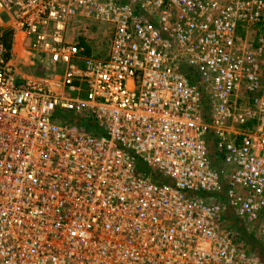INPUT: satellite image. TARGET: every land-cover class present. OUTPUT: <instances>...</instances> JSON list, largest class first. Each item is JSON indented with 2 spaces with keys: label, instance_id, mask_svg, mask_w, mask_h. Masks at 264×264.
Listing matches in <instances>:
<instances>
[{
  "label": "built area",
  "instance_id": "built-area-1",
  "mask_svg": "<svg viewBox=\"0 0 264 264\" xmlns=\"http://www.w3.org/2000/svg\"><path fill=\"white\" fill-rule=\"evenodd\" d=\"M3 30L0 264H264V0H0Z\"/></svg>",
  "mask_w": 264,
  "mask_h": 264
},
{
  "label": "rangeland",
  "instance_id": "rangeland-1",
  "mask_svg": "<svg viewBox=\"0 0 264 264\" xmlns=\"http://www.w3.org/2000/svg\"><path fill=\"white\" fill-rule=\"evenodd\" d=\"M84 37L88 41L94 42L95 51L100 52L101 49L103 48V45L101 43L107 38V31H106V28H104V27L97 29V30L86 31ZM15 51H16V53H17V51H18V53H20L18 47L15 48ZM38 63H40V64H38V65L36 64L35 66H29L26 68H21V71L24 73H29V74L46 72V71L47 72L53 71V68L51 66L41 64L40 61ZM211 146H213V144H211Z\"/></svg>",
  "mask_w": 264,
  "mask_h": 264
},
{
  "label": "trees",
  "instance_id": "trees-1",
  "mask_svg": "<svg viewBox=\"0 0 264 264\" xmlns=\"http://www.w3.org/2000/svg\"><path fill=\"white\" fill-rule=\"evenodd\" d=\"M0 43L4 46V48L9 51L11 48V31L3 30L0 36Z\"/></svg>",
  "mask_w": 264,
  "mask_h": 264
}]
</instances>
